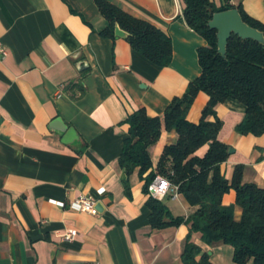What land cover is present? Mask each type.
<instances>
[{"label": "crops", "instance_id": "1", "mask_svg": "<svg viewBox=\"0 0 264 264\" xmlns=\"http://www.w3.org/2000/svg\"><path fill=\"white\" fill-rule=\"evenodd\" d=\"M109 1L171 37L170 63H155L126 37L103 34L108 20L95 0H0V40L8 48L0 58V264H186L190 224L154 228L143 187L178 137L164 126V112L201 73L198 49L207 41L184 20L183 0ZM243 6L264 22V0ZM207 100L197 94L190 120L200 119ZM140 107L162 118V130L150 146L152 168L127 175L119 161L126 118ZM216 112L218 138L232 148L222 172L231 179L242 163L243 180L264 186V133L237 130L246 105L229 97ZM81 193L95 198L97 213L73 206ZM161 200L185 219L197 208L179 191ZM235 201L234 189L224 194L225 204ZM241 214L236 204L234 215ZM68 228L78 230L72 240L62 237ZM191 240L215 264H240L229 243H206L196 231Z\"/></svg>", "mask_w": 264, "mask_h": 264}, {"label": "trees", "instance_id": "2", "mask_svg": "<svg viewBox=\"0 0 264 264\" xmlns=\"http://www.w3.org/2000/svg\"><path fill=\"white\" fill-rule=\"evenodd\" d=\"M108 20L103 34L117 37L116 23L128 32L126 39L131 45L159 65L170 63L173 55L171 37L149 20L136 17L109 0H95ZM183 18L200 33L207 44L199 47L198 58L201 73L191 80L181 95L168 104L163 117L167 129L176 130V141L167 144L158 161L156 170L145 177L144 191L157 174L168 177L178 186L186 199L197 208L185 219L173 216L166 204L152 195L147 200L151 208L150 222L154 228L190 224L183 250L186 264H215L202 247L191 240L192 232H200L203 241H224L233 246V259L244 264H264V186L245 182L244 164H236L231 179L222 172L221 164L229 155V147L218 138L222 119L216 106L232 97L246 105V112L237 125L241 133H264V43L243 38L232 33L227 43L226 55L218 51L217 30L208 22L213 13L237 7L243 19L264 33V22L251 16L243 6V0H223L217 5L212 0H183ZM208 95L198 121L188 118V112L197 94ZM213 116L214 119H210ZM128 136L119 156L120 165L130 175L136 168L143 173L152 168L150 146L160 137L162 118L150 115L145 107L133 111L126 118ZM208 143L204 155L196 150ZM126 186L129 183L126 179ZM234 189L236 201L225 204L223 196ZM242 208L239 219L234 207Z\"/></svg>", "mask_w": 264, "mask_h": 264}, {"label": "water", "instance_id": "3", "mask_svg": "<svg viewBox=\"0 0 264 264\" xmlns=\"http://www.w3.org/2000/svg\"><path fill=\"white\" fill-rule=\"evenodd\" d=\"M208 24L217 30L218 51L222 55H226L228 39L232 33L238 34L243 38H253L264 43L263 31L247 23L237 7L214 12ZM115 33L121 37L128 35V32L121 28L118 23L115 26ZM54 124L62 126V119L57 117ZM228 151H232V148H229Z\"/></svg>", "mask_w": 264, "mask_h": 264}, {"label": "built area", "instance_id": "4", "mask_svg": "<svg viewBox=\"0 0 264 264\" xmlns=\"http://www.w3.org/2000/svg\"><path fill=\"white\" fill-rule=\"evenodd\" d=\"M8 54L7 46L0 40V58H5ZM169 191L178 192V186L173 184L171 180L162 175L157 174L148 185V193L156 198L161 199ZM73 206L80 211L97 213L96 200L90 193H81L73 199ZM78 234L77 228H68L62 237L65 240H72ZM97 264V263H92Z\"/></svg>", "mask_w": 264, "mask_h": 264}]
</instances>
